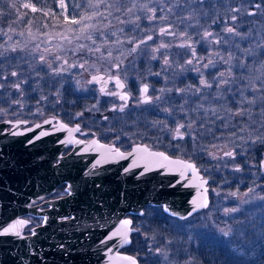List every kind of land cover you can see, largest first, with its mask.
Wrapping results in <instances>:
<instances>
[{
  "label": "flooded vegetation",
  "instance_id": "flooded-vegetation-1",
  "mask_svg": "<svg viewBox=\"0 0 264 264\" xmlns=\"http://www.w3.org/2000/svg\"><path fill=\"white\" fill-rule=\"evenodd\" d=\"M119 1L125 11L121 14L122 22L119 34L116 35V40L123 41L119 44L118 50L114 51V55L119 56L117 61L114 60L116 58L114 56L104 58L109 50L97 53L77 49L71 53L77 65L70 67V70L63 68V71L55 74L51 68L58 66L53 67L52 60L46 58V62L43 63L40 60L35 61L34 52L27 50L24 44L19 45L16 52L5 51L0 47V83L5 84V87L0 89V116H2L0 128L4 120H15L17 115L20 120L28 121L26 125H21L20 131L32 128L36 124H45V120H52V124H45L43 128H37L35 131V136L42 131L50 134L42 136L39 139L40 145L32 149L30 154L35 157L43 155L38 154L39 151L44 152L47 156V161L41 166L44 169L58 170L62 167L61 159L77 149L75 143L67 145L61 143L62 135L55 127L58 123L71 128L78 126L80 131L72 134L78 141L89 143L97 140L104 145L114 144L125 153L131 151L135 145H146L151 150L164 152L171 157L189 160L186 158L187 144L190 147L187 136L184 139H174V134L169 137L167 133L177 124H187L192 116L198 114L201 105L213 106L217 104L215 101L219 102V99H223L235 108L238 105L244 107L246 106L244 101L253 98L250 88H259L253 82L242 83L246 86H239V81L245 77L244 73L248 72L243 69L244 67L240 70L238 51L241 34L248 25L241 21H245L246 18L239 14L235 22L237 31L241 30L239 36H227L221 27L222 21L233 14L230 9L238 7L240 0H221L219 4L210 8L206 6L200 11L196 5L194 8L196 13L193 14L192 2L198 3L200 0ZM148 8L155 11L149 12ZM162 8L164 11H161ZM168 8L172 11L168 12ZM128 9L131 11L129 12ZM1 11L9 17L18 10L9 5V8L2 6ZM162 16L166 18L161 19ZM169 25L173 26L171 30L176 35H161L160 29ZM114 29L117 28L107 27L106 30L111 33ZM205 31L213 32L221 39V44L213 43L211 37L204 39ZM110 33L107 37L111 39ZM181 33H187V36H182ZM148 36H152V39L148 40ZM225 39H227L226 43ZM129 40L132 43H128ZM140 40H145L146 43L141 44L135 52H131L134 44ZM186 42L191 43V48L178 46ZM161 43L169 47L155 51ZM193 49L195 58L192 55ZM217 53L223 56L224 60H220ZM165 59L169 61L168 64L164 63ZM209 59L213 64L204 68L203 64ZM187 60H193V63L188 65ZM257 61L248 58L242 63L248 64L254 71ZM116 63L120 64L119 69L112 67ZM80 64L84 67H79ZM13 71L19 74L18 77H11L10 73ZM220 73L225 74L223 77L225 79L231 78L230 84L217 87L216 83L212 82L220 76ZM249 75L246 74L247 77ZM3 76H8V80L4 81ZM93 76H102L103 80L94 81ZM109 76L113 78L109 79ZM117 76L125 85L122 89L116 85ZM201 79L212 83V88H204L200 84ZM15 82H24L21 93H17L12 87ZM145 84L149 88L147 94L142 92ZM225 88L229 90L225 91ZM161 89L163 91H160ZM178 89L184 91H177ZM112 93L127 94L129 99L121 100L118 95ZM145 95L152 97L151 103L142 102ZM255 95L259 97L261 94L257 92ZM156 97L159 99L157 100ZM17 99L20 100L19 105L13 103ZM125 104L127 106L124 111H119L118 109ZM7 127L6 125L4 128ZM58 148L61 150L59 151ZM198 152L202 153V151ZM196 158L205 161L203 158ZM78 160V163H86L89 157L81 156ZM78 163L73 162L70 166L77 167ZM96 168H100V165ZM68 185L69 182L66 180L56 183L51 193L37 199L30 206L39 207L42 211L49 210L51 206L48 202L67 197L65 188ZM136 216L141 215L126 214L124 218L133 221V217ZM44 217L46 216L34 215L31 212L20 217L28 221L22 234L32 237V229L47 224L43 221ZM72 218V214L67 216L53 214L51 217L56 222ZM133 227L136 228L134 223ZM63 228L59 224L44 228L42 242L46 244L50 238L58 237L64 231ZM65 229L69 231L70 227ZM135 234L137 231L131 235L130 245L121 248L119 252L132 254L128 250L133 245ZM59 247L64 249L62 244ZM138 260L140 262V259Z\"/></svg>",
  "mask_w": 264,
  "mask_h": 264
},
{
  "label": "rangeland",
  "instance_id": "rangeland-1",
  "mask_svg": "<svg viewBox=\"0 0 264 264\" xmlns=\"http://www.w3.org/2000/svg\"><path fill=\"white\" fill-rule=\"evenodd\" d=\"M43 2L0 0L1 48L7 49L13 44L16 48H19V45L24 44L27 50L30 49L34 52L35 61L40 60V56H45L53 61V67L62 65L64 70H70L72 65H77V61L72 59L71 53L77 49H82L79 47L81 44L86 45L82 49L86 51H88V48L97 47L101 49V53L109 50L112 52V57H116L114 60H119V56H115L114 51L118 50L120 44V41L116 40V35L119 34L122 22L121 14L125 11L119 0H65L68 5L65 9L58 7V0L54 2L55 7L46 6ZM220 2L222 1L207 0L203 3L193 1L191 5L192 14L196 13L194 9L196 5L200 11L206 6L210 8ZM25 3L32 4L38 11L32 12L30 8H24L23 4ZM256 3L261 4V10L258 14L256 16H246L245 12L256 11L252 7ZM13 4L18 7V11L12 16H5L1 11L2 6L9 8V5ZM238 7L241 8L240 16L246 18L241 23L248 24L242 34L240 30L242 35L238 50L240 70L244 67L243 69L248 72L244 73L245 77L239 81V86H246V84H243L253 82L255 86L260 88L261 83L264 82V0H247V2L246 0H240ZM27 12L31 15L29 16ZM35 16H40L42 19H37ZM66 16L69 19L74 18L77 20L84 17V24L94 25V27L87 29L86 32H81L80 29L83 25L68 23L64 18ZM87 17H92V19H87ZM29 21H31L30 24ZM107 27L117 29L110 33L107 32ZM20 33H23V35H20ZM108 33L115 39L107 37ZM88 34L92 36V40L85 38ZM9 36L11 39H9ZM65 37L68 39H65ZM93 40L95 44L92 43ZM45 49L49 51H45ZM56 56H60L62 59L55 60ZM248 58L258 60L256 65L258 70L253 71L248 64L242 63L246 62ZM63 60H67L68 63L63 64ZM247 73L248 75L251 74L247 77ZM228 76L232 77L233 75ZM228 79L231 82V78ZM262 99L263 97L259 100L256 99L255 105L250 109L251 115L247 118L242 116L232 117L230 113L237 111V107L231 106L223 99H219V102L215 101L217 104H213V106L208 104V106L203 107L204 113H207L208 109H215L221 117H224L223 120L216 119L211 113L203 114L199 107L198 114L190 119L194 121L192 132L195 139L187 136L190 147L187 144L186 158L189 160L195 156L203 158L205 161H202V163L205 165L199 168L205 177L209 178L207 175L212 171L221 172V168L232 170L239 166L245 174L244 176L249 175L255 178L261 176L257 177L255 185L250 187L254 189V192L245 197L243 194L248 192L249 188L231 192L215 188L209 178L211 203L206 210L203 209L202 212L190 218L178 219L167 215L162 207L147 206L141 216L133 217L134 226L138 231L133 236V245L130 250V253L137 256L140 261L143 260V264H191L189 261H193V257L187 259V246H198L200 242H207L214 238H219L225 242L231 257L251 260L258 258V247L262 245L259 240L264 237L252 241L243 240L240 237L243 229L241 225H246L255 217H264V201L259 199V197L264 196V170L259 165L264 153L258 162H253L246 155L245 148L249 141V135L252 138L257 135L256 130L264 135V128H261V125H264V102H261ZM244 107L247 108L248 106ZM254 108H256L255 111ZM202 120L203 123H201ZM241 128H243V131H241ZM174 129L167 133L169 137L173 136ZM163 131H165V128ZM239 137H243V139H239ZM220 139L222 140L220 141ZM221 149L223 151L234 149L236 152L235 159L231 160L227 157L222 160L214 159L213 154L223 156ZM198 151H202V153ZM213 193L216 194L215 203H213ZM232 193H237V195L233 196ZM246 199L249 201L248 203H244ZM231 208H238L239 211L235 213L226 211ZM156 225H162L160 230L157 229L158 226ZM221 229L224 231L231 229V234L224 236ZM161 230L165 233H161ZM134 248L136 249L134 250ZM157 248L160 249L159 253L156 251ZM142 249L146 250V254H138L137 251H142Z\"/></svg>",
  "mask_w": 264,
  "mask_h": 264
},
{
  "label": "water",
  "instance_id": "water-1",
  "mask_svg": "<svg viewBox=\"0 0 264 264\" xmlns=\"http://www.w3.org/2000/svg\"><path fill=\"white\" fill-rule=\"evenodd\" d=\"M5 126L1 124L2 128ZM67 128L74 129L69 126ZM27 129H18L23 133L21 135L0 136V225L6 226L17 219L24 220L20 217L28 212L46 216L47 224L36 228V235L32 237L22 234L26 225L19 229L21 237L0 236V264H129L121 257H133L140 264L135 255L119 252L121 248L130 245L122 243L119 237L109 240L107 245L100 243L119 227L120 221L130 219L124 218L126 214L141 215L147 206H156L162 207L167 215L183 220L206 210L211 203L209 178L204 176L193 161L174 158L165 153L174 160L195 164L199 177L207 181L203 187L198 186L200 181L191 172L186 174L184 185L175 183L179 179L178 175L171 172L162 174L168 171L166 169L139 175L143 168L131 167V157L119 159L118 162L102 161L100 168L93 169L92 165L102 155L90 147L93 140L89 143H75L77 149L61 159L62 167L58 170L44 169L41 167L47 161L44 152H38L43 154L41 156L30 155L32 149L41 142L36 140L29 143L35 137L37 128L34 131ZM58 131L62 141H78L72 136L74 132L69 134L63 129ZM81 156L89 157V161L78 163ZM262 161L264 155L259 162L264 170ZM73 162H77L78 166H70ZM129 167L131 171L125 172L124 169ZM63 180L72 186L71 195L48 202L51 208L47 211L30 206L37 199L51 193L56 183ZM172 184L175 186H170ZM193 200L198 203L192 204ZM201 200L206 201L207 207L199 206ZM165 208L170 211L166 212ZM53 214H72L73 218L56 222L51 219ZM54 224L64 227V231L58 237L50 238L46 244L43 243L44 228ZM65 227H70L69 231ZM60 244L64 249L59 247Z\"/></svg>",
  "mask_w": 264,
  "mask_h": 264
},
{
  "label": "snow or ice",
  "instance_id": "snow-or-ice-1",
  "mask_svg": "<svg viewBox=\"0 0 264 264\" xmlns=\"http://www.w3.org/2000/svg\"><path fill=\"white\" fill-rule=\"evenodd\" d=\"M200 2L203 3V0H200ZM11 6L13 8L15 7L14 4L11 5ZM67 6L68 5L65 2V0H58V7L60 9H65V8H67ZM23 7L24 8H30L32 12L38 11V9L35 6H33L32 4L25 3V4H23ZM252 7L256 11H247V12H245L246 16H256L258 14V12L261 10V4L260 3H256V4L252 5ZM128 11L130 12L131 9H128ZM148 11L149 12H154L155 9L148 8ZM161 11H164V9L162 8ZM167 11L171 12L172 9L168 8ZM230 11L233 14L228 19H224L222 21V25H221L222 31L227 36H239L240 32L237 31V26H236L235 22L239 18V14L241 12V8L240 7H233V8L230 9ZM64 18L70 24H74V25L75 24H82L83 27L80 29L81 32H86L87 29L94 27V25L84 24V20H85L84 17H81L79 20L74 19V18L73 19H69L67 16L64 17ZM164 18H166V17H163V16L161 17V19H164ZM87 19H92V17H87ZM189 19H191V17H189ZM28 23L30 24L31 21H29ZM213 23H215V21H213ZM230 24H231V26H229ZM172 27H173L172 25H169V27H167V28H161L160 29V34L161 35H172V36H175L176 33L171 30ZM9 30L11 31V29H9ZM5 35H7V33H5ZM20 35H23V33H20ZM181 35L182 36H187V33H181ZM210 37L213 38V40H212L213 43H215L217 45L221 44V39L217 38L213 32L205 31L203 33V38L204 39H207V38H210ZM85 38L88 39V40H92V36L90 34L86 35ZM9 39H11L10 36H9ZM65 39H68V38L65 37ZM77 39H79V37H77ZM147 39L151 40L152 36H148ZM127 42L128 43H132L131 40H129ZM224 42L226 43L227 39H225ZM92 43L95 44V41L93 40ZM120 43H123V41H121ZM144 43H146L145 40H140V41L136 42L130 51L131 52H135L137 50V48H139V46L141 44H144ZM178 46L179 47L191 48V43H187L186 42V43H182V44H180ZM79 47L83 49V48L86 47V45L81 44ZM167 47H169V45L161 43L159 45V47L155 49V51L158 52L161 48H167ZM5 51L16 52L17 48L13 44V45L9 46V48L5 49ZM45 51H49V50L45 49ZM88 51L89 52L95 51L97 53H100L101 49L98 48V47L97 48H88ZM121 55H123V53H121ZM192 55L195 58V50L194 49L192 50ZM217 56H218V58L220 60H224V57L220 56L219 53H217ZM110 57H112V52L111 51H109L107 53V56L104 57V58L107 59V58H110ZM39 59H40V61L42 63L46 62V57L45 56H40ZM61 59L62 58L60 56H56L55 57V60H61ZM225 62H227V61H225ZM67 63H68L67 60H63V64L66 65ZM164 63L168 64L169 61L167 59H165ZM192 63H193V60H187L186 61V64H188V65H191ZM210 64H213V61L211 59H209L207 63L203 64V67L204 68H208V66ZM75 66L76 65H72V67H75ZM49 67L51 68V65H49ZM79 67L83 68L84 65L80 64ZM112 67H114L116 69H119L120 64L119 63L113 64ZM51 71L53 73H55V74H59L60 71H63V67L61 65V66H58L56 68H51ZM10 75H11V77H18L19 74L16 71H13V72L10 73ZM224 75H225L224 73H220V76L217 77L214 80V82L216 83L217 87H220L221 85L230 84V80L229 79L223 78ZM112 78L113 77L109 76V79H112ZM2 79L4 81H7L8 80V76H3ZM92 79L94 81H99V80H103V77L102 76H93ZM115 81H116V85L119 88L122 89V88L125 87V85L121 82V80L119 79L118 76L115 77ZM22 83H24V82H15V83H13L12 87L15 88L17 93H21ZM200 84L203 85L204 88H208V89H211L212 86H213L212 83H209L208 81H206L204 79L200 80ZM4 87H5V84L4 83H0V89H2ZM228 90L229 89L225 88V91H228ZM148 91H149L148 85L145 84L144 87L142 88V92L144 94H147ZM160 91H163V89H161ZM177 91L183 92L184 90L183 89H178ZM197 91H199V89H197ZM250 91L253 93V98L251 100H247L246 99L244 101V103L248 107L245 108V107H242V106L238 105L237 106V111L230 113V115L232 117H235V116H242V117H245V118L250 117V115H251L250 109H251V107L253 105H255L256 99H257V96L255 95V93L259 92L261 94V96H264V82L261 83L260 88H250ZM112 95H118L119 98L121 100H124V101L129 99L127 94L112 93ZM156 99L158 100L159 97H156ZM142 102L143 103H151L152 102V97H149V96L145 95V98H144V100ZM13 103L19 105L20 104V100L17 99L15 101H13ZM126 106H127L126 104L122 105L118 110L123 112L124 108ZM200 109H201V112L203 114L211 113V115L214 116L216 119H219V120H223L224 119V117H221L216 112L215 109H208L207 113H204L203 105L200 106ZM0 120H2V116H0ZM3 123L5 125H7L8 127L7 128H0V136H6V135L17 136V135L23 134L22 132L18 131V129H20L21 125H26L28 123V121L20 120L18 118V115H17V119H15V120H4ZM44 123L45 124H52L53 121L52 120H45ZM193 123H194V121L188 120L187 124H177L176 128L174 129L173 138L174 139H184L185 136H188L191 139H195V136L193 135V132H192ZM201 123H203V120L201 121ZM55 127H56L57 130H61V129L66 130V131L69 132V134H71L72 132H79L80 131L78 126L76 128H74V129H69L63 123H58L57 125H55ZM35 128H43V124H36V125H34L33 128H28L27 131H34ZM261 128H264V125H261ZM241 131H243V128H241ZM256 131H257V135L255 136V138H252L251 135H249V141L248 142H250L251 144L259 143L261 145H264V135L260 134L259 130H256ZM49 134H50L49 132L42 131L37 136H35L34 138L30 139L29 143H34L36 140H39L42 136L49 135ZM239 139H243V137H239ZM61 143H77V144H79V143H83V141H73V140L69 139L67 141H61ZM90 147H94L96 151H99V152L102 153L101 158L96 160L95 163L92 165L93 169H95L97 166L101 165L102 161L114 160L115 162H118L119 159H128L129 157H131L132 161H133L131 167H142L143 168V171H141L139 173V175H144L148 171H154V170H158V169H166L168 171H165L162 174H169L171 172V174L178 175L179 179H177V181L175 182L177 184L184 185V181L186 179V174L189 173V172H191L193 174L194 178L199 179V181H200V184L198 185L199 187H203L207 183L206 180H203L202 177H199L198 170H197L195 164H193L191 162H186L184 160H179V159H175L174 160L171 157L165 155V153H163V152H153L146 145H135V146H133L132 151L128 152V153L120 151V149L117 148L114 144L113 145H104V144H100L99 141H97V140H93L91 142ZM85 150H87V149H85ZM221 150L223 151V149H221ZM235 156H236V152H235L234 149L233 150L223 151V156L222 157L221 156H215L213 154V158L217 159V160H222L224 157H227V158H229L231 160H234ZM261 163H262V166H264V161H262ZM131 167L125 168L124 171L125 172L131 171ZM240 170L241 169H240L239 166H237L235 168V171H240ZM170 186L174 187L175 184H172ZM97 187H99V185H97ZM71 188H72V186L69 184L65 188V194L71 195L72 194L71 193ZM252 192H254V189L253 188H249L248 192L244 193L243 195L245 197H247L248 194L252 193ZM231 195L236 196L237 193H232ZM259 199L264 201V196L259 197ZM248 202L249 201L247 199L244 201V203H248ZM197 203H198L197 200H193L192 201V204H194V205H196ZM199 206L200 207H207L206 201L201 200L199 202ZM164 210L166 212L170 211L168 208H165ZM226 211L229 212V213H235V212L239 211V209L238 208H231V209H227ZM171 214L175 215V213H171ZM141 215H142V213H141ZM43 221H44V223H47V217H44ZM27 223H28V221L17 219V220H15V222L9 223L6 226L0 225V236L14 235L16 237H21V232L19 231V229L21 227H23L24 225H26ZM134 231H138V229L133 227V221L131 219H124V220L119 222V227H117L115 229V231H112L110 235H107L104 239H102L100 241V243L103 244V245H107L109 240H112V239L117 238V237H119L121 239L122 243H131L130 236H131V233L134 232ZM221 232H222V234L224 236H229L231 234V229H229V231H224L223 229H221ZM31 235H33V236L36 235L35 229L31 230ZM108 250L110 251L111 249H108ZM156 251L159 253L160 249L157 248ZM120 259L128 261L129 264H138L137 260L135 258H133V257H121Z\"/></svg>",
  "mask_w": 264,
  "mask_h": 264
},
{
  "label": "trees",
  "instance_id": "trees-1",
  "mask_svg": "<svg viewBox=\"0 0 264 264\" xmlns=\"http://www.w3.org/2000/svg\"><path fill=\"white\" fill-rule=\"evenodd\" d=\"M37 3L43 2L46 6L55 7V0H34ZM16 7V6H15ZM18 7H16L17 10ZM28 13V12H27ZM30 16L31 14L28 13ZM37 17V16H35ZM41 18L40 16L37 17ZM255 70H258L257 67ZM262 99L261 102H264V96H259L257 100ZM264 105V104H263ZM256 108H254L255 111ZM264 109V108H263ZM222 139H220L221 141ZM246 148V155L251 159L253 162H258V160L261 158L262 154L264 153V145H261L259 143L257 144H251L248 142L245 145ZM193 161L196 162V164L201 168L204 163L202 161L198 160L195 157H192ZM208 161V160H207ZM241 169V167H240ZM245 174L240 171H235L234 169L226 170L221 168V172L212 171L208 173V177L211 180V183L215 188H220L222 190H226L228 192L236 191V190H245L255 185V179L257 177L261 176H244ZM216 194L213 193V203L216 202ZM158 217V214H157ZM158 226L157 229L160 230L162 225H156ZM243 227L242 229V236L240 237L243 240L252 241L254 239H259L261 237H264V217L262 218H253V220L246 223V225H241ZM161 233H165L162 232ZM260 243H262L261 246H259V254L258 258L255 260L247 259V258H234L231 257V254L229 252L228 247L225 245V242L223 240H220L219 238H214L213 240H208L207 242H200L198 246L190 245L187 246V259L189 257H193V261H189L191 264H264V238L259 240ZM132 249V247L129 249ZM136 248H134L135 250ZM138 254H146V250L142 249V251H137ZM184 259V257H183ZM182 260V259H181ZM141 264H143V260L140 261Z\"/></svg>",
  "mask_w": 264,
  "mask_h": 264
},
{
  "label": "bare ground",
  "instance_id": "bare-ground-1",
  "mask_svg": "<svg viewBox=\"0 0 264 264\" xmlns=\"http://www.w3.org/2000/svg\"><path fill=\"white\" fill-rule=\"evenodd\" d=\"M141 264V263H140Z\"/></svg>",
  "mask_w": 264,
  "mask_h": 264
}]
</instances>
